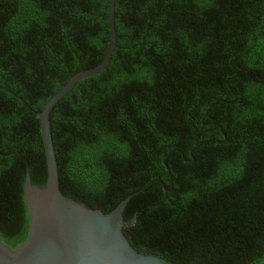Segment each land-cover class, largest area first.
Returning a JSON list of instances; mask_svg holds the SVG:
<instances>
[{"label": "trees", "instance_id": "16d2710c", "mask_svg": "<svg viewBox=\"0 0 264 264\" xmlns=\"http://www.w3.org/2000/svg\"><path fill=\"white\" fill-rule=\"evenodd\" d=\"M110 0H0V240L47 171L37 114L110 44ZM106 69L50 112L63 196L169 264L264 257V0H115ZM171 191H168L170 190Z\"/></svg>", "mask_w": 264, "mask_h": 264}, {"label": "water", "instance_id": "95a60500", "mask_svg": "<svg viewBox=\"0 0 264 264\" xmlns=\"http://www.w3.org/2000/svg\"><path fill=\"white\" fill-rule=\"evenodd\" d=\"M114 3L115 0H110V44L101 63L73 75L37 114L46 181L43 186L33 184L29 172H26L22 196L28 214L27 237L14 248L0 240V264H169L152 254L136 251L123 234L130 225L124 221L123 211L133 195L123 199L110 213H104L63 196L59 190L50 112L77 82L98 75L108 66L116 47ZM257 264H264V257Z\"/></svg>", "mask_w": 264, "mask_h": 264}]
</instances>
